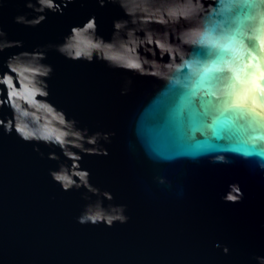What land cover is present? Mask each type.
I'll return each mask as SVG.
<instances>
[{
  "label": "water",
  "instance_id": "1",
  "mask_svg": "<svg viewBox=\"0 0 264 264\" xmlns=\"http://www.w3.org/2000/svg\"><path fill=\"white\" fill-rule=\"evenodd\" d=\"M18 11L31 10L11 0L0 9V25L29 50L58 42L90 14L107 39L112 20L123 15L111 3L76 0L64 15L49 13L30 28L14 22ZM16 51L0 53V65ZM45 62L54 68L49 99L81 126L116 133L105 145L108 156L85 155L81 164L94 184L112 192V203L127 205L130 219L112 227L77 223L84 190L64 192L48 175L58 162L47 153L59 149L41 144V157L32 143L0 132V264H254L253 253L264 255V161L232 151L249 145L228 134L190 139L187 127L164 115L167 100L156 95L164 87L158 79L99 61L67 60L54 49ZM129 76L133 83L122 96ZM197 142L211 143L212 152L203 155ZM198 151V159L189 158ZM218 155L225 159L214 160ZM233 181L244 192L238 203L221 198ZM216 241L227 244L229 254L215 248Z\"/></svg>",
  "mask_w": 264,
  "mask_h": 264
},
{
  "label": "clouds",
  "instance_id": "2",
  "mask_svg": "<svg viewBox=\"0 0 264 264\" xmlns=\"http://www.w3.org/2000/svg\"><path fill=\"white\" fill-rule=\"evenodd\" d=\"M75 2L23 0V7L31 11H18L13 20L35 28L49 13L62 16ZM10 3L0 0V9ZM106 3L123 12L112 20L107 39L98 32L96 14L72 24L58 42L38 44L31 50L23 40L10 39L0 25V53L20 49L0 65V132L32 143L41 157L45 156L41 144L58 148L59 152L47 153V159L58 162L48 175L64 192L84 190L86 203L76 222L112 227L129 221L127 205L112 203V192L94 184L81 161L85 155L108 156L105 145L116 133L81 126L75 116L49 99L54 68L45 62L48 51L54 49L74 62L99 61L111 69L162 81L164 87L156 95L166 97L164 115L187 127L190 139L197 134L209 141L224 134L235 136L249 147L232 151L264 161V0H98L100 7ZM132 83L131 76L124 80L122 96ZM196 147L204 149L203 155L212 152L211 143L197 142ZM200 154L191 153L189 158L198 159ZM259 166L264 169V163ZM221 198L242 201L240 182L229 183ZM214 247L225 255L230 252L219 241ZM251 259L264 264V255L253 253Z\"/></svg>",
  "mask_w": 264,
  "mask_h": 264
}]
</instances>
